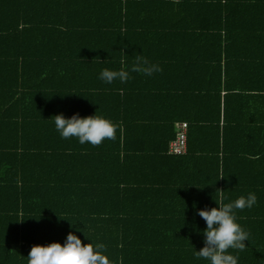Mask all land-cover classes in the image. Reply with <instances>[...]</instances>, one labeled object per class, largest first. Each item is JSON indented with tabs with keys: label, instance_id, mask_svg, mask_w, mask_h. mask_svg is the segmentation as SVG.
Listing matches in <instances>:
<instances>
[{
	"label": "trees",
	"instance_id": "trees-1",
	"mask_svg": "<svg viewBox=\"0 0 264 264\" xmlns=\"http://www.w3.org/2000/svg\"><path fill=\"white\" fill-rule=\"evenodd\" d=\"M145 60L161 71L135 70ZM121 67L125 82L99 79ZM95 112L114 139L55 130V114ZM249 192L256 204L235 210L248 241L229 252L264 264V0H0V264L69 231L111 264H208L195 210Z\"/></svg>",
	"mask_w": 264,
	"mask_h": 264
},
{
	"label": "clouds",
	"instance_id": "clouds-1",
	"mask_svg": "<svg viewBox=\"0 0 264 264\" xmlns=\"http://www.w3.org/2000/svg\"><path fill=\"white\" fill-rule=\"evenodd\" d=\"M143 63L144 67L135 70L147 75L161 71L157 64H149L147 60ZM128 78V71L123 67L118 70L103 68L99 73V79L108 84L115 79L125 82ZM52 118L55 130L63 139L75 138L82 145L87 142L96 146L105 139L115 138L114 122L97 112L87 116L73 113L68 117L58 113ZM256 202V194L249 192L229 202L215 200L214 207L196 209V214L206 226L203 230L198 229L203 236V246L199 250L194 249V255L208 264H238V258L229 249L243 250L249 233L237 222L235 210L250 209ZM86 240L88 242L82 243L75 232L69 231L63 243L53 241L44 245L34 244L26 257L27 264H111L102 242Z\"/></svg>",
	"mask_w": 264,
	"mask_h": 264
},
{
	"label": "crops",
	"instance_id": "crops-1",
	"mask_svg": "<svg viewBox=\"0 0 264 264\" xmlns=\"http://www.w3.org/2000/svg\"><path fill=\"white\" fill-rule=\"evenodd\" d=\"M241 134L242 133H240V132L237 135H233L231 133H229V135L227 134V138H226L227 139V142H225L224 144L228 146V151L232 150V154L230 156L232 158H235V157L238 158L240 156V145H239V143H241V140H240L241 139ZM247 136L250 138V140H251L252 143H253V140L254 141H256V140L258 141L257 135L255 134V137H254V133L251 130L248 131ZM233 163H235L236 165H239L236 162H233ZM232 168L235 171L237 170V168H234V167H232ZM241 168L242 167L239 165L238 170H240ZM246 168L253 169V168H255V165H254L253 162H250L249 161L247 163ZM250 174H251L250 170H247L246 174H238L237 177L235 176L234 177V181H242V182H244V181L247 180L246 183L248 184V181L250 180L249 179ZM242 215L244 216V218L242 217L241 220L246 221L245 219H248V217H245V216H249L251 214H247V213L242 212ZM245 223H247V222H245Z\"/></svg>",
	"mask_w": 264,
	"mask_h": 264
},
{
	"label": "built area",
	"instance_id": "built-area-1",
	"mask_svg": "<svg viewBox=\"0 0 264 264\" xmlns=\"http://www.w3.org/2000/svg\"><path fill=\"white\" fill-rule=\"evenodd\" d=\"M186 130L187 125L184 122L176 124L174 138L169 142L168 152L172 155H179L186 149Z\"/></svg>",
	"mask_w": 264,
	"mask_h": 264
}]
</instances>
